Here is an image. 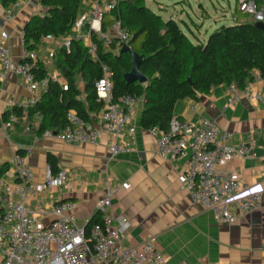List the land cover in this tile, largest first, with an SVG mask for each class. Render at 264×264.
<instances>
[{"label":"built area","instance_id":"obj_1","mask_svg":"<svg viewBox=\"0 0 264 264\" xmlns=\"http://www.w3.org/2000/svg\"><path fill=\"white\" fill-rule=\"evenodd\" d=\"M118 0H83L82 10L73 26L74 38L83 41L92 59H97V41L105 48L113 43L117 49L129 46L130 33L120 19H114L106 31H102L103 14L112 10ZM236 8L249 15L254 22L264 23V0H236ZM3 19L9 21L13 12L0 5ZM49 40L51 37H46ZM72 36L62 38L69 49ZM7 36H0V84L7 79L12 68ZM23 43V42H22ZM37 59L24 49L15 73L20 77L28 98L12 100L10 107L26 109L34 105L39 94L50 82L65 85L57 71L46 70L42 78H36L33 70ZM52 58L49 65H52ZM257 79L264 82V75ZM229 103L240 98L263 103L260 95L248 82L242 89L233 83L226 86ZM96 101L102 105L98 113L84 120L74 111L66 114V124L59 131L45 130L44 137H53L69 144L86 143L97 145L102 135L106 137L109 157L113 158L129 150L123 141L125 134L132 135L133 108L142 101L141 97L126 94L114 98L109 72L102 67V75L94 81ZM10 116L0 123V133L18 123ZM38 124L25 126L26 131ZM154 138L156 153L170 162L187 160V167L178 174L181 187L188 191L191 200L212 213L217 223H233L237 214H247L264 208V189L251 191L228 167L236 156L246 158L253 154L256 140L253 131L246 133L240 145L230 142L231 134L220 130L216 121L202 117L197 123L172 117L168 129H148ZM67 180L65 169L55 174L46 171L40 181L34 180L31 168L24 163L22 155H12L4 176L0 178V264H166V258L151 238L135 245L125 244L131 221L111 209L112 190L109 187L97 200L99 221L91 224L86 237L84 226L75 214V203L58 201L48 208L33 211L29 198L54 187L62 186ZM49 219L47 224L41 218ZM87 238V240H86Z\"/></svg>","mask_w":264,"mask_h":264},{"label":"crops","instance_id":"obj_2","mask_svg":"<svg viewBox=\"0 0 264 264\" xmlns=\"http://www.w3.org/2000/svg\"><path fill=\"white\" fill-rule=\"evenodd\" d=\"M39 1L17 0L8 8L13 12L9 21L3 19L0 11V36H7L12 60L7 79L0 84V115L10 108L12 100L23 101L29 96L15 66L24 50L22 27L31 15L39 13ZM55 40L58 41L44 38L36 55H31L46 70L59 48ZM253 73L252 87L263 103L240 98L231 104L227 87L218 85L196 100H178L172 116L192 123L210 117L220 130L231 134L234 145L242 144L246 133L253 131V154L246 158L236 156L228 167L251 191H260L264 189V82L257 79L258 72ZM78 87L82 89V85ZM142 106L143 101L133 108L134 133L123 136L129 150L113 158L109 157L105 135L97 145L69 144L26 131L28 124L21 122L0 133V165L9 163L12 155L18 153L33 171L34 180L40 181L49 170L46 156L52 154L58 170H66L67 180L60 187L31 196L29 207L39 211L58 201H71L81 225L90 219L97 200L109 187L113 192L112 211L131 221L125 244L135 245L151 238L166 264H264V208L237 214L233 223L215 222L212 213L193 202L178 183V174L187 167V160L173 163L156 153L153 136L139 125ZM38 122L39 118L34 117L32 123ZM48 221L46 217L40 220L42 224Z\"/></svg>","mask_w":264,"mask_h":264},{"label":"trees","instance_id":"obj_3","mask_svg":"<svg viewBox=\"0 0 264 264\" xmlns=\"http://www.w3.org/2000/svg\"><path fill=\"white\" fill-rule=\"evenodd\" d=\"M17 0H0L8 9ZM263 0H257L261 3ZM45 8L42 14H33L22 27V42L29 55H36L43 39L72 36L69 49L58 48L54 57L55 68L65 85L50 82L39 94L33 106L21 109L12 106L0 115V123L10 116L18 123L32 126L34 117L39 118L37 135L45 130L59 131L66 124V114L74 111L84 120H90L102 105L96 101L94 81L101 77L102 67L109 72L112 95L117 98L131 94L142 98L139 125L148 130L156 127L166 131L175 103L184 98L196 100L200 94H208L218 85L235 84L242 89L254 79V71L264 75V32L256 26L249 15L242 14L236 7L233 25H221L205 41L193 43L172 18L164 20L152 12L143 0H118L115 7L103 14L101 29L120 19L129 33L131 50L141 57L138 70L147 81L126 83L124 74L131 69L128 53H119L114 43L107 49L97 43V59H92L83 41L74 38L73 26L82 10L83 0H40ZM248 18V20H247ZM33 70L36 78H42L46 70L38 59ZM82 81V89L77 85ZM83 95V97H82ZM52 174L58 171L55 157L46 156ZM9 163L0 165V178ZM95 210L83 225L86 237L91 224L99 221ZM87 240V238H86Z\"/></svg>","mask_w":264,"mask_h":264},{"label":"rangeland","instance_id":"obj_4","mask_svg":"<svg viewBox=\"0 0 264 264\" xmlns=\"http://www.w3.org/2000/svg\"><path fill=\"white\" fill-rule=\"evenodd\" d=\"M143 3L164 20H175L193 43L197 40L205 41L207 36L221 25L235 23L233 16L236 0H143ZM38 12H45V8L41 6ZM55 41L59 47L63 45L62 38ZM55 67L54 61L49 71H57ZM77 85H82L79 78Z\"/></svg>","mask_w":264,"mask_h":264},{"label":"water","instance_id":"obj_5","mask_svg":"<svg viewBox=\"0 0 264 264\" xmlns=\"http://www.w3.org/2000/svg\"><path fill=\"white\" fill-rule=\"evenodd\" d=\"M256 26L264 32V23L256 22ZM119 53H128L131 57V69L123 76L126 83H145L147 81L146 77H144V75H142V73L138 70L141 57L137 53L133 52L128 45H122Z\"/></svg>","mask_w":264,"mask_h":264}]
</instances>
